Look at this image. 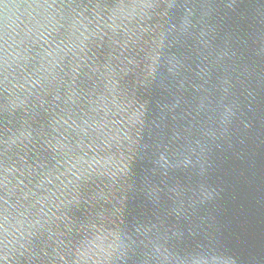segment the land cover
I'll list each match as a JSON object with an SVG mask.
<instances>
[{
	"label": "water",
	"instance_id": "1",
	"mask_svg": "<svg viewBox=\"0 0 264 264\" xmlns=\"http://www.w3.org/2000/svg\"><path fill=\"white\" fill-rule=\"evenodd\" d=\"M0 264H264V0H0Z\"/></svg>",
	"mask_w": 264,
	"mask_h": 264
}]
</instances>
